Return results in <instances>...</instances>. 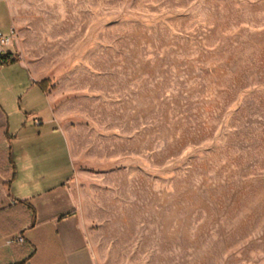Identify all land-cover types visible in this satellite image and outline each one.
Instances as JSON below:
<instances>
[{
  "label": "rangeland",
  "instance_id": "1",
  "mask_svg": "<svg viewBox=\"0 0 264 264\" xmlns=\"http://www.w3.org/2000/svg\"><path fill=\"white\" fill-rule=\"evenodd\" d=\"M7 1L101 263L264 264V0Z\"/></svg>",
  "mask_w": 264,
  "mask_h": 264
},
{
  "label": "crops",
  "instance_id": "2",
  "mask_svg": "<svg viewBox=\"0 0 264 264\" xmlns=\"http://www.w3.org/2000/svg\"><path fill=\"white\" fill-rule=\"evenodd\" d=\"M15 28L11 6L0 1V32L12 38L7 47L0 42V264H102L79 136L63 128L49 80L21 55ZM62 132L71 155L66 171L56 157ZM18 236L24 243L14 242Z\"/></svg>",
  "mask_w": 264,
  "mask_h": 264
},
{
  "label": "built area",
  "instance_id": "3",
  "mask_svg": "<svg viewBox=\"0 0 264 264\" xmlns=\"http://www.w3.org/2000/svg\"><path fill=\"white\" fill-rule=\"evenodd\" d=\"M0 1H6V0H0ZM0 42H1V45L3 47H7L11 44L12 42V38L11 37H6L5 35H3L1 32H0ZM4 53V51H2V54ZM25 239L22 237V236H18V237H15L14 239V242H16L17 244H22L24 243Z\"/></svg>",
  "mask_w": 264,
  "mask_h": 264
},
{
  "label": "trees",
  "instance_id": "4",
  "mask_svg": "<svg viewBox=\"0 0 264 264\" xmlns=\"http://www.w3.org/2000/svg\"><path fill=\"white\" fill-rule=\"evenodd\" d=\"M5 58L6 57H4L3 55L1 56V60H2L3 63H6Z\"/></svg>",
  "mask_w": 264,
  "mask_h": 264
}]
</instances>
